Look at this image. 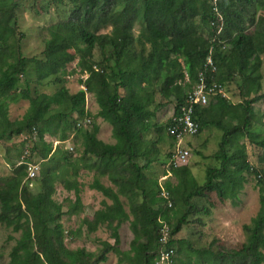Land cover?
Listing matches in <instances>:
<instances>
[{
    "label": "trees",
    "instance_id": "trees-1",
    "mask_svg": "<svg viewBox=\"0 0 264 264\" xmlns=\"http://www.w3.org/2000/svg\"><path fill=\"white\" fill-rule=\"evenodd\" d=\"M20 1L0 0V140L28 130L38 134L41 145L31 149L25 162L15 163L12 175L0 183V222L21 233L11 250L10 264H100L110 252L118 255L119 264H158L166 246L173 250L172 264H264V169L251 163L244 141L248 138L262 148L259 158L264 163V133L251 129L253 119L261 122L253 104L264 98L258 93L264 17L255 23L256 15L250 13L258 0H75L69 18L47 27L43 51L31 57L24 54L18 37ZM109 27V32H101ZM97 47L103 53L98 63L93 55ZM211 49L217 71H206L208 81L216 79L228 92L239 77L243 100L236 103L218 94L208 105L196 108L200 130L195 137L210 129L221 131L219 147L212 155L197 150L203 159L214 160L203 168L206 177L200 182L189 164L169 167L175 149L170 128ZM76 55L81 56L80 72L88 75L81 79L86 89L72 94L64 76ZM31 71L37 83L58 89L33 95L26 81ZM88 92L96 95L100 107L96 114L86 108ZM157 93L164 102L157 101ZM20 99L29 101L24 123L9 115L10 104ZM169 103L174 104L173 117L159 123V110ZM99 117L112 125L115 143L99 139L95 123ZM88 118L87 127L77 126ZM70 131L82 143L77 158L44 141L45 134L66 141ZM163 144H168L167 152ZM33 153L39 154L42 165L39 175L29 178ZM156 162L163 164L162 171L153 167ZM82 169L95 172L90 187L112 201H103L93 219H84L89 232L101 226L111 230L114 243L100 241L98 252L69 249L65 243L68 232L61 219L84 207ZM251 174L258 177L261 206L251 222L243 225L247 237L241 247L217 250L216 241L195 246L190 238L175 237L191 218L203 226L204 217L219 202L230 200L238 206ZM104 176L116 187L105 185ZM58 184L75 193L67 211L54 198ZM122 196L127 198L129 211ZM127 221L134 237L131 248L124 251L120 228ZM165 225L170 235L163 245L160 237Z\"/></svg>",
    "mask_w": 264,
    "mask_h": 264
},
{
    "label": "rangeland",
    "instance_id": "rangeland-1",
    "mask_svg": "<svg viewBox=\"0 0 264 264\" xmlns=\"http://www.w3.org/2000/svg\"><path fill=\"white\" fill-rule=\"evenodd\" d=\"M14 0H7L8 3H13ZM264 0H258L255 8L250 11L251 14H255L256 22L264 17V8L261 3ZM21 5L16 10L17 24H18V37H21L22 50L27 56L40 55L44 49V39L48 36L47 27L58 21L68 19L71 11L75 8V0H21ZM247 18H251L246 15ZM198 23L199 21L196 20ZM250 24V20H247V25ZM109 28L102 29L101 32H109ZM253 29V26L250 27ZM139 33V26L135 27V34ZM204 35H207V31H202ZM94 60L98 63L103 60V53L99 47L93 51ZM70 63L67 64L66 70L68 74L64 76L65 85L69 91L74 94L80 89H86L84 80L88 74L80 72L78 62L81 60L80 55ZM263 60L261 66L262 85L259 95L264 94V54L261 55ZM23 80V77H21ZM29 81L31 92L35 95L37 92L53 93L58 87L54 85H44L35 81V72L31 71L29 76H26V81ZM237 80L228 89L227 96L232 101L238 103L243 100L240 95L242 88L238 85ZM157 101L164 102V98L157 93ZM173 103H169L164 108L159 110L157 121L164 123L169 117L173 116ZM29 101L20 99L18 102L10 104L9 115L11 120H20L24 123L28 113ZM254 114L257 119H260V123H253L251 129L256 132L264 133V98L253 104ZM86 108L92 113L96 114L100 110L99 104L96 100V95L93 92L86 94ZM75 117V114L74 116ZM95 123L99 125L98 137L107 143H115L116 140L113 137L112 125L105 121L103 118H97ZM93 125V124H92ZM92 125L90 128H92ZM155 133V132H154ZM153 133V134H154ZM74 131H70L69 138L66 141L59 140V137L49 134L44 135V141L50 143L56 150V147H62L65 150L73 152V157L80 156L81 140H79ZM203 140L192 137L186 140L192 150V156L189 165L194 169V173L200 182L205 180L206 174L204 167L213 159H203L198 154L197 150L201 149L205 155H212L219 147L221 141V131L215 129L207 130L206 135L201 137ZM41 138L37 133H30L28 130L23 131L19 135H11L7 138L0 140V183L10 175H12L13 165L18 163L21 159L28 158L31 155V149L40 144ZM249 154V160L254 166L264 169V163L260 162L259 155L262 154V148L253 144L248 138L244 139ZM205 142V143H204ZM184 143V144H186ZM204 143V145H202ZM200 144V145H199ZM206 144V146H205ZM41 145V144H40ZM167 145L163 144V151L167 152ZM204 146V147H203ZM24 149V150H23ZM23 154L20 156L21 152ZM33 162H42L41 157L37 153H33ZM220 163V162H219ZM42 165V163H41ZM153 167L156 171H162L163 164L155 163ZM86 174V173H85ZM162 175V174H161ZM168 176H162V179ZM81 183L83 188L86 184H91L94 181V172L90 175H83ZM172 181L176 182L174 175H170ZM102 182L107 186H114L107 177L101 178ZM258 177L256 174L248 176V180L244 184V188L240 193L239 205L234 206L232 201L227 200L225 202H219L212 209V213L204 217L205 224L201 226L199 223L193 222L196 218H191V222L185 225L179 233L176 234V238H190L195 246H208L214 243V248L219 249L221 246L228 248H239L246 240L247 234L243 228L244 224L251 222V219L257 215L260 209V186L258 184ZM34 184V182H33ZM32 185L31 188H33ZM54 198L64 205V211L70 208V205L74 203L75 193L68 192L62 188L60 184L57 185V192ZM83 208L76 215H70L66 213L61 219L63 225L66 228L67 238L65 243L69 249H77L85 247L89 251L98 252L102 247L100 241H110L114 243V239L111 237V230L107 226H101L95 232H89L87 225L84 223V219H93V213L95 210L103 206V201L111 203L112 201L105 197L101 191L90 188L87 186L82 191ZM122 200L126 205V209L129 211V204L127 198L122 196ZM77 231L76 235L69 234V231ZM121 244L120 248L124 251L131 248V241L134 237L129 221L122 224L120 228ZM20 232H14L12 227H7L4 223L0 222V262L1 264H10L11 250L16 245L20 238ZM219 241V243L217 242ZM100 264H119L118 255L114 252L108 254V259Z\"/></svg>",
    "mask_w": 264,
    "mask_h": 264
},
{
    "label": "built area",
    "instance_id": "built-area-1",
    "mask_svg": "<svg viewBox=\"0 0 264 264\" xmlns=\"http://www.w3.org/2000/svg\"><path fill=\"white\" fill-rule=\"evenodd\" d=\"M213 50L211 49L210 55L205 62L204 69L199 72L198 80L193 84L192 88L187 93V98L185 103L180 106V112L177 116L173 117L174 125L170 128V134L175 140V149L173 156L170 158L169 167H180L183 165H188L191 160L192 150L186 140L195 137L200 130V123L195 116L196 108L198 106H206L211 101V97L222 94L227 96L223 85L216 81H208V75L206 71L210 70L212 73L217 71L216 64L213 59ZM189 80V78L187 77ZM228 97V96H227ZM91 123L88 118L86 120L79 121L77 123L78 127H87ZM186 143V144H184ZM26 158L24 159L25 162ZM29 166V178H35L40 173L39 162H33ZM33 185V181L30 182V186ZM167 196L166 192H163ZM162 236L160 241L163 245L168 244L170 228L165 225L162 228ZM173 250L169 249L167 246L162 249L157 261L158 264H172Z\"/></svg>",
    "mask_w": 264,
    "mask_h": 264
},
{
    "label": "crops",
    "instance_id": "crops-1",
    "mask_svg": "<svg viewBox=\"0 0 264 264\" xmlns=\"http://www.w3.org/2000/svg\"><path fill=\"white\" fill-rule=\"evenodd\" d=\"M203 134H205L206 135V132H204ZM203 136V135H202ZM201 136V137H202ZM201 137H197V139L199 138V140H203ZM115 139V138H114ZM107 143V142H106ZM200 145V144H199ZM86 173V174H85ZM91 173H93V172H91V171H89V170H87V169H82L81 170V174H80V177H82L83 175H90ZM79 177V179H80V182H81V178ZM94 177H95V172H94ZM103 178V177H102ZM109 180V179H108ZM87 186H90V184H86L85 185V188H83V190L82 191H84V189H86V187ZM91 188V187H90ZM81 195H82V193H81ZM82 200H83V198H82Z\"/></svg>",
    "mask_w": 264,
    "mask_h": 264
}]
</instances>
